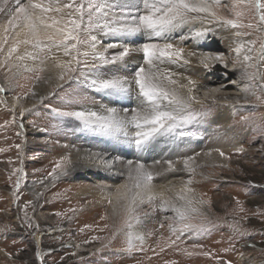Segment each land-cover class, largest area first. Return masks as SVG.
<instances>
[{"label":"rangeland","instance_id":"rangeland-1","mask_svg":"<svg viewBox=\"0 0 264 264\" xmlns=\"http://www.w3.org/2000/svg\"><path fill=\"white\" fill-rule=\"evenodd\" d=\"M214 6L220 18L234 19V11L243 10L241 23H256L253 10L234 9L233 0H220ZM4 22L0 19V24ZM241 28L256 40L255 47L264 43V33ZM177 30L159 42L181 41L186 26ZM217 35L211 39L218 44L215 52L220 62L210 70L219 81L216 86L205 85L202 93L196 87L195 96L208 99L191 106L195 119L186 126L196 136L158 137L149 147L153 156L174 152L184 160L180 162L184 170H169L167 178L175 183L190 181L203 202L187 223L205 230L186 231L179 239L169 225L183 226L176 223L174 212L160 210L157 203L144 205L135 213L138 220L128 227L124 208L113 214L108 201L87 192L119 185L125 181L123 175L113 172L114 178L109 179L111 172H70L72 162L67 161L72 160L74 149L122 155L117 159L123 161H129L130 149L124 154L108 137L84 130L73 118L58 117L52 109L131 108L129 104L88 88L82 65L73 67L77 70L70 73L71 80L65 75L61 85L36 97L35 83L49 82L45 71L23 73L12 62L5 68L0 58V264H264V104L255 96L245 99L236 94L251 88L264 99L260 91L264 61L244 68L239 55L232 54ZM192 41L189 37L178 44L187 46ZM143 43L138 39L134 44L138 48ZM216 92L218 99L213 100ZM230 96L240 99L230 104L228 123L219 124L215 116L223 104L217 101ZM32 100L36 105H29ZM14 101L24 105L15 107ZM245 116L247 121L242 119ZM213 148L225 152L228 161L224 159L223 167L199 158ZM189 157L188 169L184 162ZM143 220H147L143 223L147 244L128 235Z\"/></svg>","mask_w":264,"mask_h":264},{"label":"snow or ice","instance_id":"snow-or-ice-1","mask_svg":"<svg viewBox=\"0 0 264 264\" xmlns=\"http://www.w3.org/2000/svg\"><path fill=\"white\" fill-rule=\"evenodd\" d=\"M219 4L220 0H26L24 3L15 0L14 11L8 24L12 28L20 25L22 30L26 29L24 38L17 43L28 45L31 50L17 58L20 60L29 58L33 62H38L34 68L25 66L26 70L43 72L46 68L52 67L60 70L58 79L63 80L66 73L77 70L72 67L75 62L76 65H83L80 69L82 72L84 69L87 70L85 81L88 88L107 95L130 98L134 96L138 102L137 107L122 111L103 105L99 110L52 109L56 116L73 118L84 130L114 139H123L136 149L143 150L158 137L175 139L196 136L195 132L186 130V126L195 119L191 111L192 103L199 102L195 101L191 94L194 81L189 80L187 85L178 84L170 70H161L159 67L166 63L188 64L190 61L183 48L176 47L170 42L160 43V39L166 38L168 34L192 21L206 19L218 20L233 29L255 28L257 32L264 33V0H233L234 9L253 10L255 24L241 23V18L245 15L243 10L234 11V19L218 17L213 5ZM6 5L7 0H0V11H5ZM116 9H119V13ZM96 30L115 37L143 35L147 42L135 49L113 43L101 52L97 50L98 37L94 34ZM204 34L203 31H190L180 39L198 38ZM234 35L238 37L241 33L237 31ZM247 44L254 46L255 41L249 40ZM85 45L91 51L82 50L81 46ZM117 47L121 50L109 55L108 50ZM244 47L245 45L241 43L235 48L237 55ZM248 50L251 52L252 48ZM15 51L17 47L13 46L9 55ZM133 51L142 53L143 64L135 70L131 78L120 75L105 76L101 71L109 64L123 61ZM259 52L260 56L257 59L264 60V43H261ZM59 55L70 59L61 60ZM89 57L93 61L91 64L88 63ZM252 59L249 55L244 56L246 62ZM247 67H255V64L249 63ZM68 78L71 80L72 76L69 75ZM244 91L246 97L255 96L256 100L264 104V99L256 95L251 88H245ZM260 91L264 92V85H260ZM242 119L247 121L249 117L245 116ZM17 147L19 148V145ZM190 159L191 157L184 162L186 168ZM67 163L71 161L68 160ZM168 164L169 167L172 166L171 161ZM127 166L129 179L133 183L123 186V192L118 190V198L126 201L123 205L124 223L131 227L132 222L138 220L135 215L138 204L144 203L145 199L152 203L157 196L152 191L153 172L141 162L134 163L129 160ZM57 167L61 165L57 164ZM191 191L192 189L187 188L177 196L182 202L179 206L171 204L163 197L160 198V210L170 209L175 213L176 223L183 226L169 225L170 231L177 235V239L186 231L205 230L204 226L195 227L187 223L192 215L199 213V209L194 206L197 202L185 194ZM108 203H112L111 198L108 199ZM113 214H116L115 207Z\"/></svg>","mask_w":264,"mask_h":264},{"label":"bare ground","instance_id":"bare-ground-1","mask_svg":"<svg viewBox=\"0 0 264 264\" xmlns=\"http://www.w3.org/2000/svg\"><path fill=\"white\" fill-rule=\"evenodd\" d=\"M22 1L23 0H21V2ZM13 3L15 4V0H7L6 10L0 11V19L5 21L4 24H0V58H2V66L6 68L8 64L12 62L15 68L17 67L23 73L34 72V71L26 70L25 66H27V68H34L36 63L38 62H33L29 58H25L24 60H20L17 58L18 56L24 55L26 51H30L31 48L30 46L25 45L23 43H19V44L17 43L19 40H22L24 38V31H26V29L22 30V26L20 25H18L16 28H12L8 24L9 19H11V13L14 11V7H15ZM214 7L215 6L213 5V8ZM65 11H68V10L65 9ZM116 12L119 13V9H116ZM184 26H186L187 30L183 33V35H186L188 31H203L205 33L202 37H198V38L191 37L193 41L187 46H181L178 44L182 42V40L172 43L176 47L184 49L185 55L187 59L190 61V63L188 64H184L183 62L179 64H167L166 63L163 65H160L159 67L161 68V70H164V69L170 70L174 74L173 79H175L178 82V84L187 85L189 80L194 81V85L192 86L193 91L191 94L195 97V101H199V102L198 103L193 102L192 106H197L199 103H202V101L206 103L208 99V98L196 97L194 94V90H196V87L201 88L200 91L202 93V91H204V88L208 87L209 85H213L214 83L216 86V83L219 81L218 77L217 78L213 76L211 77V70H210L213 65H216L220 62V57L215 52V48L218 47V44L215 43V39H211V37L214 36L215 33L218 34L217 36L221 38L222 43H224L226 48L230 50L232 54H237L235 52V48L239 44L243 43L245 45V47L241 49V52L239 54V58L242 59L243 61L244 68H251V67H247V64L249 63H253L256 65L257 63L264 61V60L257 59V57L260 56V52H259L260 46L255 47V45L253 46V45L247 44V41L249 40H252V41H256V40L248 37V35L242 31V28L233 29L228 26H225L218 20H209V19L192 21L189 24H186ZM176 31L178 32V30ZM237 31L241 33V35L238 37L234 35V33ZM174 32L168 34V36L171 37V35ZM94 34L98 37L97 50L101 52L104 51V49L109 44H113V43H116L120 46L127 45L130 48L135 49L137 47H135L134 43L135 41H138V39H142V42L144 43L147 42L145 36L143 35L128 36V37H115V36H110V35H104L100 30H96ZM11 38H13V40H11ZM202 42L203 44L200 46ZM13 46L17 47V51L12 52L11 55H9L10 49ZM250 47L252 48L251 52H249L248 50ZM81 49L91 51L90 49L87 48L86 45L81 46ZM119 50H121V48L117 47V48L109 49L108 52H109V55H111V53L119 51ZM135 53H137V55ZM130 55H134L135 57L133 58ZM130 55L127 56L123 61H119L115 64H109L105 66L101 71L104 73L105 76H110L115 72L120 76H127L131 78L135 70L141 64H143V55L142 53L136 52V51L131 52ZM245 55L251 56L253 58L252 61H247V62L244 61ZM59 59L67 60L70 58L59 55ZM201 61H203V63H201ZM92 62H93L92 58L89 57L88 63L91 64ZM50 63L51 62H49V64ZM75 66L76 64L75 62H73L72 67H75ZM77 66L79 67L80 65H77ZM59 71H60L59 69H55L52 67H48L45 69V73H46V76H48L47 79L49 82L45 83L44 81H39L35 83L34 94H36V97H40L44 95L45 93L48 92L49 88L51 89L52 87L61 85L64 82L65 78L63 80L58 79ZM68 74L70 75V73H66L65 75H68ZM220 84L221 83H218L217 86H219ZM205 85H208V86H205ZM236 94L241 95V97L245 99L249 97V95H247L246 97L244 90H241L239 93H236ZM212 95H213V98H212L213 100L218 99L216 98L219 95L217 92ZM110 97L114 98V101L126 102V105L129 104L128 106L131 107V108H126V107H121L119 105L117 106L113 105V107H115L118 111H122L123 109L131 110L132 108L137 107L138 102L136 101L134 96L130 98L127 96L110 95ZM220 98L222 99V101L220 102L217 101V103L223 104V109L221 113L215 116V119L219 124L220 123L227 124L228 117L230 114V109H231L230 104H232V102H234L235 100H239L240 97L238 96L234 98L230 96L229 98L227 97H220ZM134 101L136 102H135V105L133 106ZM29 103H30L29 105L32 106L36 103V101L32 100ZM13 104L15 105V107H18V108H21L24 105V103L22 104L19 101L17 102L14 101ZM89 109L99 110L100 107L93 106L92 108L90 107ZM79 110H82V109L80 108ZM108 138L111 140L112 146L119 149V151H124V154L130 149L129 150V154H130L129 160L133 161L134 163L135 162L144 163L145 166L150 171L153 172L154 174L153 179H156V180H154L155 182L152 181V191L157 196V199L154 202L157 203L158 207L160 204L161 197L170 201L171 204H176L177 206H179V204L177 203L178 201L177 196L181 194L182 190H185L187 188L192 189L191 192H185V194L197 202L195 203L194 206H198L201 204L199 203L201 201L200 200L201 198L194 192L192 188L193 186H191L188 182L182 181L180 183H175L173 179L168 180L167 178V175H168L167 171L169 170L179 171L183 169L180 162L184 160H181L179 156H176L177 155L176 153L171 151L172 154L169 155L168 152L163 151L162 154L153 156L152 151L149 148L151 143H149L143 150H138L134 146L126 143L123 139H114L111 137H108ZM159 144L161 145L162 142ZM72 152H73V155L71 156L72 164L70 168V172L72 173L73 172L77 173L81 170L86 169V170H91V171L94 170L97 173L111 172L110 174H107L108 176L110 175L109 179L111 177L114 178L115 175L113 174V172L118 175H123L125 181H123V183L119 185L112 184L111 187L99 186L96 188L88 189L87 191L89 195L95 196L98 198H104L106 201H108V199L111 198L112 203L110 204V207L112 211L114 207L116 210L123 208V205L126 203V201L118 198L119 192L124 191L123 186L131 185L133 183V181L129 179V169L127 166L128 161L117 159L119 157L121 158L122 155L116 158L112 156L111 154L108 155L107 152H101L100 150L92 151L91 149L89 150L87 148H83L81 150L74 149ZM221 153H223L224 155H221ZM225 157H226L225 152L222 150V148L221 150H219V148L218 149L213 148L209 152H201L199 154V158L205 160L208 165L213 164V165H218V167H223L222 163H225V160L228 161V159ZM174 158H178V159L173 161ZM82 161L84 163L86 161L88 164L86 166L80 164V162ZM169 161H171V164H172L171 167H169V164H168ZM147 204H150L147 201V199H145L144 203L138 204L136 208V214L138 210H140L141 208H143L144 205H147ZM169 211L171 210L169 209L168 211H164V212H169ZM146 222L147 220L139 221L136 226H133L132 231L130 233L128 232V235L134 238L142 239L144 243L147 244L149 240V235H148V231H146L145 226L143 224Z\"/></svg>","mask_w":264,"mask_h":264}]
</instances>
